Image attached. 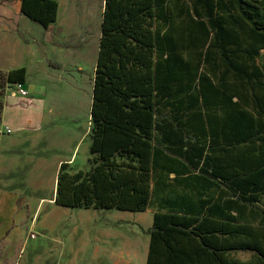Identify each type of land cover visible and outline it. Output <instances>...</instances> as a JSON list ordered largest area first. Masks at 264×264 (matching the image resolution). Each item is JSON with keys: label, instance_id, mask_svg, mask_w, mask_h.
<instances>
[{"label": "trees", "instance_id": "16d2710c", "mask_svg": "<svg viewBox=\"0 0 264 264\" xmlns=\"http://www.w3.org/2000/svg\"><path fill=\"white\" fill-rule=\"evenodd\" d=\"M59 7L22 0L21 11L48 29ZM263 50L264 0H105L91 168L61 164L56 204L146 210L156 133L170 142L190 128L204 143L179 154L222 188L190 212L156 213L146 264H264V222L248 216L264 196ZM0 74L24 84L27 69ZM171 105L173 120L161 124Z\"/></svg>", "mask_w": 264, "mask_h": 264}, {"label": "crops", "instance_id": "0c3cea01", "mask_svg": "<svg viewBox=\"0 0 264 264\" xmlns=\"http://www.w3.org/2000/svg\"><path fill=\"white\" fill-rule=\"evenodd\" d=\"M21 6L22 0H0V45L13 55L10 58L11 66L6 69L0 67V70L7 72L26 67V82L8 83V86L30 91L29 95L13 93L5 96L2 125L11 132L3 134L2 140L13 145L33 140L37 148L34 152L38 150L37 154L40 155L48 152L38 148L44 146L46 141L44 131L53 106L45 95L50 88L49 83L57 79L42 61L34 60L36 54L44 49V43L42 37L37 39L30 32H21L22 24L28 22ZM33 66H36V77L30 81L29 67ZM10 95L18 98L13 100ZM9 100H13V103L9 104ZM31 107H35L36 112L31 113ZM161 134L162 137L158 133L155 136L151 199L144 211L90 208L86 209L89 212L87 225H69L66 224L64 214H72L73 211L72 208L56 204L57 185L53 194L41 200L33 197L29 201L16 192L3 191L0 194V239L5 236L8 238L11 255L20 253L17 264H146L151 242L150 231L153 229L156 213H187L191 211L190 207L195 201L196 206H199L202 200L198 191L196 197L190 191L192 181L187 178L191 173L180 171L177 165L167 160L168 155L156 147L158 138L162 144L167 145L163 133ZM7 135H12L9 141H5L4 136ZM82 138L83 136L77 142L71 157L60 158L53 168L57 169L63 162L73 164L78 160L77 149ZM87 139L89 140L85 137L84 140ZM57 181L58 176L56 184ZM212 196L217 197L218 194ZM24 221H28L32 228L39 223L40 232L37 233L40 237L37 235L30 238L29 233L32 231L25 234L21 229ZM81 232L83 236H80ZM23 238H26V242L19 246V241ZM28 251L29 255L25 256ZM19 258H24V261Z\"/></svg>", "mask_w": 264, "mask_h": 264}, {"label": "rangeland", "instance_id": "374dc122", "mask_svg": "<svg viewBox=\"0 0 264 264\" xmlns=\"http://www.w3.org/2000/svg\"><path fill=\"white\" fill-rule=\"evenodd\" d=\"M103 2L105 0H59L58 19L48 29L24 16L28 22L22 24L21 32L24 34L30 32L31 36L37 39L42 37L44 43V49L36 54L34 60L42 61L46 69L51 75L55 74L57 79L49 83L50 88L45 95L51 100L53 106L50 109L46 131H44L46 141L44 146L38 148L48 152L45 151L47 153L40 155L37 154L38 150L34 152L37 148L33 140L22 141L19 145L2 140L3 134L8 133L2 125L3 101L5 96L13 94L17 87H9L0 74V194L5 190H10L29 201L33 197L41 200L53 194L60 169V167L57 169L53 167L60 158L71 157L82 136L77 149L78 160L73 164L70 163L68 169L76 171L91 168L90 141L84 139L89 138L92 125L91 105L102 33ZM12 56L10 50L0 45V67L6 69L11 66ZM261 60L264 62V50ZM35 71L36 66L29 67L30 81L36 77ZM0 72L5 71L0 70ZM9 97L13 100L18 98L11 95ZM13 100H9V104L13 103ZM29 110L31 113L36 112L35 107ZM173 114V105L163 107L158 119L161 124H165L173 120ZM158 134L162 137L161 133ZM11 137L12 135L4 136L5 141H9ZM201 143H204L201 133H193L190 128L176 133V136L172 133L167 145L162 144L159 138L156 139V147L168 155V161L177 165L180 171L191 173L187 179L192 181L190 191L195 193V197L198 191L202 198H207L212 194H218L222 186L208 180L201 170L194 168L190 158L179 154L187 147L192 149L193 144L200 145ZM45 146L48 147L45 148ZM195 151L196 149L193 148L192 152ZM193 159L197 161L196 155H193ZM197 172L201 175V181L196 178ZM251 209L248 216L256 221L264 222V196L251 206ZM72 211V214L71 212L64 214L66 224L87 225L88 210L79 208L72 209ZM27 214L30 215L29 211ZM31 220L33 221L34 217ZM21 227L25 234L32 231L31 233L36 232L35 234L38 235L37 232H40L39 223L32 228L28 221H24ZM80 236H83V232ZM25 242L26 238L20 239L18 245H24ZM9 244L6 236L0 239V264H17L20 253L11 255L12 252L8 250ZM28 253L29 251L25 253V256L29 255ZM236 256L247 259L250 253L239 252ZM19 259L24 261V258Z\"/></svg>", "mask_w": 264, "mask_h": 264}, {"label": "built area", "instance_id": "2783aa9c", "mask_svg": "<svg viewBox=\"0 0 264 264\" xmlns=\"http://www.w3.org/2000/svg\"><path fill=\"white\" fill-rule=\"evenodd\" d=\"M17 90H14V94L19 93L21 95H29L30 91L28 89H22V88H16ZM8 133L11 132L9 128L6 129ZM37 235L35 233L30 234V238H35Z\"/></svg>", "mask_w": 264, "mask_h": 264}, {"label": "bare ground", "instance_id": "6f19581e", "mask_svg": "<svg viewBox=\"0 0 264 264\" xmlns=\"http://www.w3.org/2000/svg\"><path fill=\"white\" fill-rule=\"evenodd\" d=\"M104 4H105V2H103V9H104ZM57 185V184H56ZM55 191H56V189H55Z\"/></svg>", "mask_w": 264, "mask_h": 264}]
</instances>
